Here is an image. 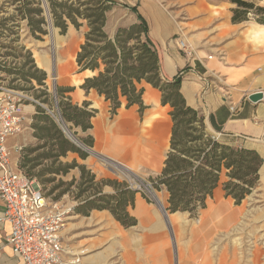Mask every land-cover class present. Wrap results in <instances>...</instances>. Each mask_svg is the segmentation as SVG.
I'll list each match as a JSON object with an SVG mask.
<instances>
[{
	"label": "crops",
	"instance_id": "obj_1",
	"mask_svg": "<svg viewBox=\"0 0 264 264\" xmlns=\"http://www.w3.org/2000/svg\"><path fill=\"white\" fill-rule=\"evenodd\" d=\"M235 7L230 2V9L224 17L218 19L220 17L216 16L208 29L188 34L199 48V55L195 53V56L202 58L203 65L198 61H189L183 53L176 51L170 41L174 33L161 29L159 23L154 30L148 25L149 32L160 52L161 75L172 79L182 71L180 92L188 106L203 114L209 132L238 139L264 138V24L243 20V12ZM91 74L89 70H78L76 64V70L71 74L73 84L62 87L70 89L64 95L71 104L92 112L89 120L91 127L86 130L67 121L68 139L86 152V156L81 158L79 153L67 151L64 157L71 154L75 162L80 157V162L86 166L90 158L105 166L102 159L107 158L138 176L158 175L169 151L172 127L170 105L161 102V92L157 88L144 83L141 110L138 104L126 106L125 99L120 98V106L112 113L110 101L94 89L80 87ZM257 91L263 92V98L258 102L250 101L248 95ZM84 102L86 106H83ZM35 113L36 110L31 111V119ZM34 132L32 123L30 127H23L19 137L7 140L12 160L17 164L25 149L37 146L40 141ZM84 139H89L90 145L85 144ZM85 146L91 150L88 151ZM17 147L21 149L17 150ZM247 147L258 151L256 147ZM89 168L96 177L103 176L101 171ZM72 172L76 177L79 173L77 166L72 168ZM3 210L4 202L0 199V264H20L6 242L10 224L2 219ZM127 211L136 221L129 227L122 226L107 209H92L88 215L75 213L86 222L89 220L88 224H93L96 231L89 241L91 251L83 257L82 264H146L145 259L151 257L155 259L152 264H172V252L166 240V225L160 208L134 196L133 204L127 207ZM134 229L140 231L135 239L136 248ZM186 237L189 245L185 243L179 248L177 256L180 259L185 257L186 252L195 257L200 251L194 232ZM148 239L155 243L146 247L147 252H142L139 244L146 243ZM161 241L164 244H159ZM71 252L77 255L80 250L72 249Z\"/></svg>",
	"mask_w": 264,
	"mask_h": 264
},
{
	"label": "trees",
	"instance_id": "obj_2",
	"mask_svg": "<svg viewBox=\"0 0 264 264\" xmlns=\"http://www.w3.org/2000/svg\"><path fill=\"white\" fill-rule=\"evenodd\" d=\"M6 2V1H5ZM13 12L0 17V34L18 26L17 18L25 20L26 26L36 38L45 34L47 25L42 0H9ZM53 25L64 33L70 23L76 29L83 24L86 27L83 40L76 53L75 61L81 70L92 74L86 77L80 87L94 89L105 100L110 101L111 112L120 106L124 98L126 106L142 105L143 84L147 83L161 92V102L170 105L172 119L169 151L161 172L151 177L152 183L164 186L168 192L166 210L169 212L194 213L204 208L206 199L212 196L214 189L221 184L226 196L232 197L238 204L250 193L259 178L262 157L253 148L227 143L209 132L203 114L185 102L180 92L181 76L165 78L160 71V52L149 32L147 20L136 11L135 22L127 26H118L112 35L105 30L107 11L115 1L110 0H46ZM28 69L33 68V59L26 56ZM24 66V65H22ZM21 69V67H19ZM8 71H11L9 68ZM20 71V70H18ZM23 72V78L29 83L34 77L39 84L45 79V73L35 76L29 71ZM70 89L60 87L57 91L61 116L80 126L83 130L91 127L89 122L92 112L86 111L69 102L64 95ZM86 106V102L83 103ZM34 135L44 140L41 145L25 149L19 161V167L25 174L36 178L41 183L53 182L57 175H65L70 168L78 166V179L69 181L58 179L48 194L58 199L64 193H72L70 187L77 183L73 195L79 203L73 207L78 214L88 215L92 209H107L124 227L135 224L127 207L133 204L135 192L117 184L114 192L104 193L100 189L103 181H95V175L85 170L84 165L63 164L59 161L67 151L86 154L66 139L53 119L46 111L36 106L34 114ZM90 145L89 139H84ZM48 144L46 152L38 149ZM51 158L50 164L33 172L42 161ZM45 172L52 176L44 177ZM222 177L225 179L223 180ZM109 182V181H106ZM89 190L92 193L89 194Z\"/></svg>",
	"mask_w": 264,
	"mask_h": 264
},
{
	"label": "rangeland",
	"instance_id": "obj_3",
	"mask_svg": "<svg viewBox=\"0 0 264 264\" xmlns=\"http://www.w3.org/2000/svg\"><path fill=\"white\" fill-rule=\"evenodd\" d=\"M230 2L234 3L235 8L240 9L241 13L243 12V20H255L264 24V0H117L116 4L112 5L106 13L107 23L104 28L109 35H112L118 26H127L135 22L136 14L129 8L134 6L136 11L147 20L151 29H156L159 23L161 29H168L174 33L170 41L174 43L176 51L183 53L176 44L180 38L199 55L198 46L191 37H188V34L200 29H208L212 24V20H216V16L220 17L218 19L224 17L227 9H230ZM13 6L9 0H0V17L13 12ZM41 6L46 16V8L49 10L46 0H42ZM46 21L47 25L44 26L46 33H39V38L31 35L25 20H19L18 18L16 21L18 26L12 30L13 32L5 31L0 34V87L13 90L22 96V103L24 104L22 129L24 126L30 127L34 123V117L31 119V111H35L36 106H40L53 119L63 136L68 139L70 137L69 128L67 121L59 111L57 91L60 87L67 86L70 83L73 84L71 74L76 70V61L71 69L67 65L73 53H75V60L79 49L77 46H80L83 40L86 27L83 24L79 29H76L69 23L67 30L61 33L58 27L54 26V29L49 27L47 16ZM28 54H30L34 64V67L30 69H28L29 65L26 64ZM44 57L49 60L47 67L40 63ZM9 68L11 71H8ZM27 71L35 76H40L44 72L45 79L43 83L39 84L34 77H31L28 83L22 76L23 72L27 74ZM57 118L63 126L58 123ZM20 132L13 137H19ZM217 137L230 144L256 147L263 162L255 186L240 203L237 204L232 197L226 196L221 184H219L213 191L211 206L208 207L207 203L200 212H198V208L194 213L187 212L174 215L175 212L171 213L166 210L167 215H165L161 206L166 209L168 192L162 185L156 187L150 176L136 175L134 176V183L129 186L131 179L123 174L112 172L107 167L100 165L95 158H90L88 161L89 167H93L94 171L103 173L102 177L95 176L96 182L103 181L100 186L102 192L112 193L117 184H122L130 187L129 189L135 192V196L141 197L160 208L166 225V240L172 252V264H183V262L202 264L206 260L209 261V264H220L219 260L221 258L225 260L224 264H249L248 256L253 244H258L264 251V138ZM68 141L70 140L68 139ZM43 142L44 140H40L36 145H41ZM86 147L90 151L89 146ZM47 150L48 144L38 149L37 152L42 153ZM71 157V154L67 157L60 156L62 160L59 158V161L63 164L84 165L80 162V157L77 158V162L73 161V157ZM50 161L51 158L45 159L44 164L37 166L33 169V172L49 165ZM84 166L86 171L94 174L88 166ZM77 168L79 173L76 177L73 176L72 168H70L71 170L69 169L67 174L57 175L51 183L38 182L49 201L58 203L59 206L67 210L65 226L62 229L63 243L70 253L72 249L80 250L75 257H78L79 260L77 264H82L83 257L91 251L89 241L96 231L93 230V224H88L90 223L89 220L86 222L82 216L76 215L73 209L79 203V199L73 197L78 188L77 183L70 187L72 193H64L58 199L52 198L54 193L48 194L59 178L63 181H69L72 178L78 179L81 171L78 166ZM48 176L52 175L45 172L44 177ZM222 179L225 178L222 177ZM215 191H217V195ZM88 192L90 194L92 190ZM225 202H227L226 205ZM203 210L205 213L202 214ZM171 216H174L175 219H170ZM149 222L151 223V221ZM190 232H194L195 237H198L200 251L195 257H191L190 253L186 252L182 260L177 254L179 248L184 247L185 243L189 245L186 235L188 236ZM139 233V229H134V248L137 246L135 239ZM154 243L148 239L146 243L139 245L142 248L149 247ZM159 244H164V242ZM70 253L68 258L72 259ZM145 263L152 264L151 258H146ZM258 264H264V254L260 257Z\"/></svg>",
	"mask_w": 264,
	"mask_h": 264
},
{
	"label": "built area",
	"instance_id": "obj_4",
	"mask_svg": "<svg viewBox=\"0 0 264 264\" xmlns=\"http://www.w3.org/2000/svg\"><path fill=\"white\" fill-rule=\"evenodd\" d=\"M176 44L189 61L203 65L188 43L179 38ZM181 74L182 71L178 73ZM23 108L20 94L0 87V199L4 202L2 219L10 224L6 242L20 264H77L78 257L68 258L70 252L62 238L67 210L49 201L38 180L26 175L12 160L7 140L21 131ZM57 121L60 124L58 118ZM102 160L112 172L131 179L129 186L134 183V171L113 160Z\"/></svg>",
	"mask_w": 264,
	"mask_h": 264
},
{
	"label": "bare ground",
	"instance_id": "obj_5",
	"mask_svg": "<svg viewBox=\"0 0 264 264\" xmlns=\"http://www.w3.org/2000/svg\"><path fill=\"white\" fill-rule=\"evenodd\" d=\"M259 33V32H258ZM77 48H79V46H77ZM74 54L75 53H73L72 55H71V60L68 62V65H67V67L69 68V69H71V68H73V66H74V63H75V60H74ZM44 67L46 66H48L49 65V60H48V58H46V57H44L43 58V60H42V62H40ZM49 68V67H48ZM84 74V73H83ZM75 84V83H74ZM216 192V195H217V191H215ZM207 203H208V207H210L211 206V203H212V201L211 200H208L207 201ZM225 205L227 204V202H225L224 203ZM203 213H205V211L203 210L202 211V214ZM174 215H181V214H179V213H176V214H174ZM170 219H175L174 218V216H171L170 217ZM255 237V236H254ZM237 238V237H236ZM255 241V240H254ZM162 242H164V241H161V242H159V243H162ZM237 243V242H236ZM255 243V242H254ZM261 244V243H260ZM141 251L142 252H144V251H146L147 252V248L145 247V248H141ZM147 254V253H146ZM264 254V251H263V249H262V247H260L258 244H253V246H252V248H251V250H250V252H249V264H258L259 262H260V257L262 256ZM71 255H73L72 254V252H71ZM74 256H76V255H74ZM219 256V255H218ZM220 257V256H219ZM209 258H210V256H209ZM235 258V257H234ZM169 259V258H168ZM151 260H152V262L153 261H155V259H153L152 257H151ZM169 261V260H168ZM216 262H217V260H216ZM219 262H220V264H224L225 263V260L224 259H220L219 260ZM247 263V262H246ZM261 263H262V261H261ZM170 264V263H169ZM202 264H209V261H204V262H202ZM211 264V263H210Z\"/></svg>",
	"mask_w": 264,
	"mask_h": 264
},
{
	"label": "water",
	"instance_id": "obj_6",
	"mask_svg": "<svg viewBox=\"0 0 264 264\" xmlns=\"http://www.w3.org/2000/svg\"><path fill=\"white\" fill-rule=\"evenodd\" d=\"M46 16L48 18V21H49V27L51 29H54V25H53V22H52V18H51V14L49 12V10L46 8ZM34 40V39H33ZM34 42L36 43V41L34 40ZM78 70H80V68L77 66ZM263 98V92L262 91H257V92H253V93H250L248 95V99L252 102H258L259 100H261ZM67 134V132H66ZM68 135V134H67ZM78 144H81L83 146L82 143H78ZM84 148H87L86 146ZM88 149H90V147H88ZM91 150V149H90ZM261 168V167H260ZM260 171V169H259ZM259 173V172H258ZM213 196V194H212ZM212 196H209L207 199H206V202H205V205H207V201L210 200L212 198ZM161 209L162 211L164 212L165 215H167V212H166V209L164 208V206H161ZM201 209L203 208H199L198 209V212L201 211ZM184 213H187V212H184Z\"/></svg>",
	"mask_w": 264,
	"mask_h": 264
}]
</instances>
